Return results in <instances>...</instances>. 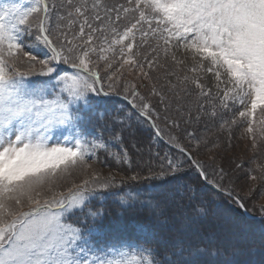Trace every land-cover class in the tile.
Wrapping results in <instances>:
<instances>
[{
	"label": "rangeland",
	"instance_id": "rangeland-1",
	"mask_svg": "<svg viewBox=\"0 0 264 264\" xmlns=\"http://www.w3.org/2000/svg\"><path fill=\"white\" fill-rule=\"evenodd\" d=\"M90 1L93 14L103 10L104 0ZM118 1L131 11L120 9L115 24L99 16L97 34H86L84 43L67 38L61 0H0V77L6 79L0 85V264H153L148 247L121 237L111 249L104 239L82 244L81 229L69 219L84 213L80 222H96L89 207L97 190H122L101 200L105 209L141 210L155 196L169 203L175 191L153 194L167 173L203 169L212 185L264 218V0ZM46 13L47 37L41 33ZM80 15L71 19L78 24ZM55 50L63 66L85 73L61 70ZM103 93L153 118L160 134L151 133L150 141L177 145L192 161L153 149L164 165L155 176L121 167L128 159L115 135L123 123L112 128L106 119L132 120L133 111ZM91 111H99L98 128ZM134 121L140 137L129 142L146 141L150 129ZM196 217L202 216L192 215V226ZM21 218L26 228L16 231ZM231 230L221 237L234 244ZM11 231L16 235L8 239Z\"/></svg>",
	"mask_w": 264,
	"mask_h": 264
},
{
	"label": "trees",
	"instance_id": "trees-1",
	"mask_svg": "<svg viewBox=\"0 0 264 264\" xmlns=\"http://www.w3.org/2000/svg\"><path fill=\"white\" fill-rule=\"evenodd\" d=\"M133 1L138 3V0ZM61 2L63 4L62 12L67 10L66 16L64 15L66 17L65 25L69 29L67 38L72 40L80 37L84 43L88 42L86 34H90V37L93 36V33L97 34L99 16L109 18L115 24L121 19V17L118 18L120 9L123 12L127 9L130 10V5L124 6L118 0H104L103 10L100 11L102 13L96 11L99 14L95 15L93 14L95 10L90 11V0H61ZM72 13L81 14L78 24L76 21L74 22L75 18L71 19ZM128 17L129 14H125V22L131 16ZM132 20L137 21L135 17ZM82 22L85 27L82 26ZM140 26L143 27L142 24ZM125 128L122 144L131 159L132 165L130 168L126 167L131 174L144 177L158 174L156 172L161 170L164 165L154 155L153 149L156 146L158 156L170 153L171 156L179 157L185 163H190L185 155L171 151L165 145H153L148 138L151 136L150 133L146 134V141L141 135L143 140L130 143L129 138L133 136H138L139 139V132L137 133L136 130H141L139 126L137 129L132 126H125ZM145 157L149 158L147 164L138 165L135 163L136 160ZM202 171L207 174L205 170L202 169ZM167 174L162 182L153 187V194L160 191L169 194L170 190L175 191L174 194L165 196L166 200L172 204L155 196L151 207L148 204L143 207L141 212L133 214L136 220L140 219V225L144 222L149 227L148 230L154 237L148 247L152 249L151 258L155 264H264V231L262 230L264 221L249 220L231 198L206 187L195 169L189 170L185 174L180 172H174L168 176ZM143 182L146 184L149 181L144 180ZM177 184L181 187H177ZM239 199L246 210L253 215L243 198L239 196ZM105 206L103 204L98 207L102 213ZM175 207H179V209ZM130 208L121 206L116 213L108 209L110 215L107 218L106 231L112 232L117 227V223L121 221L120 217L128 213ZM159 209L160 212H156ZM199 213L202 217L194 218L191 222L194 224L192 226L189 223L191 216ZM219 213L226 215L224 221L214 218ZM253 216L259 215L254 214ZM159 226L161 227L159 228ZM118 227L120 226L118 225ZM232 228L235 231H231L237 237L234 244L225 242L221 237ZM206 240L212 241L208 243Z\"/></svg>",
	"mask_w": 264,
	"mask_h": 264
}]
</instances>
